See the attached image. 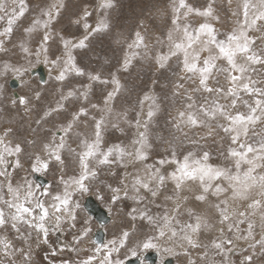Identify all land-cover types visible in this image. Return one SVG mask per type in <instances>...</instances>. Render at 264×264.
<instances>
[{
  "label": "snow or ice",
  "instance_id": "1",
  "mask_svg": "<svg viewBox=\"0 0 264 264\" xmlns=\"http://www.w3.org/2000/svg\"><path fill=\"white\" fill-rule=\"evenodd\" d=\"M227 3L223 30L217 0H168L159 31L140 20L113 36L116 0H96L71 19L82 28L71 37L55 27L68 0H0V264H40L42 246L47 264L65 251L76 258L59 264H145L148 250L158 264H264V46L252 35L264 36V0ZM101 35L121 49L106 74L107 55L93 52L95 71L78 62ZM137 63L154 77L139 93L121 79ZM37 64L49 67L54 99L48 81L32 85ZM13 82L25 94L9 96ZM25 163L33 175L54 166L57 190L17 179ZM93 194L107 197L115 231L89 248ZM69 232L70 243H50Z\"/></svg>",
  "mask_w": 264,
  "mask_h": 264
},
{
  "label": "rangeland",
  "instance_id": "2",
  "mask_svg": "<svg viewBox=\"0 0 264 264\" xmlns=\"http://www.w3.org/2000/svg\"><path fill=\"white\" fill-rule=\"evenodd\" d=\"M38 2V0H29V3L32 5H35ZM168 0H116V8L112 10L111 13V19L113 23V36L116 32L123 31L125 34L130 35L132 31L135 29L136 24L140 20H144L147 25H149L151 28L156 29L159 31V26L164 23L161 21V19L155 15L156 10L158 8H162L164 5H166ZM191 3H193L196 6H199L205 2V0H190ZM96 0H68V9L63 14L62 18L60 19L59 23L55 25L57 29H62L63 34L65 36H71V37H79L82 35V28L73 25L70 21L73 19L77 14L81 12L83 7L85 5H88L90 7L95 6ZM145 6V7H144ZM217 7L220 11L222 20L224 21L222 25V30L230 27L231 21L229 19L230 12L227 0H217ZM232 7H235V0H233ZM95 19V13L93 17L90 18V22H92ZM27 23V21H25ZM218 27H221V25H218ZM252 35L258 37L256 40L257 46H264V36H261L260 33H252ZM20 36V33L16 34L15 39H18ZM39 40V37L36 38V41ZM36 41H34L33 46L35 47ZM92 52L84 51L83 53H78V62L82 67H85L89 70H97L100 68V65L98 61L96 60L95 56L93 55V52L100 54V55H107V57L111 58V64L107 65L103 68V71L105 74L109 71H114L117 67V61L121 55V49L114 45L112 36L107 35H101L97 36L92 41ZM52 52L55 54L59 53V45L53 44L52 45ZM0 58H4L2 54H0ZM18 58V57H14ZM42 65L45 72L47 73V77H45V81L48 80L47 84V94L45 96L46 100L54 99L55 92L54 89L56 87V84L51 80V73L49 70V67L44 64H37L36 68ZM152 76V77H151ZM153 70L148 65H140L139 63L136 64V66L131 70L130 73H121V79L128 84L130 88H133L136 93L141 92L142 90H147L148 87L151 86V81L153 79ZM84 80L79 81H73V83H86ZM38 77L32 75V85L33 87L38 85ZM160 89L157 88V91ZM18 92L20 94H25V90H22L18 87L16 89H13L11 86L8 87V95L10 96L12 92ZM101 98L100 96V90L99 86H97L95 94L93 95L94 101H99ZM131 130L128 131V136H121L118 132L109 133L107 139L110 142H117L120 139L125 140L129 139V135L131 137ZM116 133V134H115ZM110 137V138H109ZM116 138V139H115ZM114 139V140H113ZM217 146H213V151H215ZM162 154L161 149H157L153 155L152 158L148 161L149 163L153 162L156 158L159 157V155ZM213 163H217L218 161L214 159L212 161ZM27 176L29 179L33 180L35 183H39L36 179V177H41L43 181H45V184L42 185L44 187H47L48 185L52 186V191L55 192L57 190V180L59 173L56 171L54 166H50L49 171L43 173V174H36L33 175L30 173L29 164L25 163V171L19 172L17 175V179H20V177ZM46 179V180H45ZM40 184V183H39ZM89 197H86L88 199ZM90 198L107 214L109 213L107 211L108 203H107V197H105V200L101 201L95 197V195H91ZM84 201H82L83 203ZM110 215V216H109ZM109 221L105 224L104 228L100 227V224L96 222V220L92 217L91 227H92V233L95 234L97 232H102L105 238L104 241L107 239H110L113 235V232L115 231L114 225H113V219L115 218V213H109ZM111 217V218H110ZM97 230V231H96ZM96 231V232H95ZM71 233H65L63 236L58 235H50L49 241L55 248H59L60 243H70L71 242ZM92 234H90V237L84 242L83 246L86 247H94L91 243V237ZM49 251L47 246H42L40 249V255L37 257L38 260H40V264H47L46 261H43L41 257L45 254V252ZM149 252H153L152 250H148L147 252H141L140 254L146 256ZM155 253V252H153ZM88 253L82 252L81 256L87 255ZM123 256V253H122ZM75 259L76 256L73 253L70 252H63L58 253L55 259L57 261V264H59V261L61 259ZM158 258V257H157ZM136 258L130 257L129 260H134ZM173 261H171L173 264H183V258H180L177 260L176 258H172ZM233 259L236 260L237 264H239V256L233 257ZM171 260V258H169ZM139 261V260H138ZM158 262V261H157ZM145 264H150L147 260Z\"/></svg>",
  "mask_w": 264,
  "mask_h": 264
},
{
  "label": "water",
  "instance_id": "3",
  "mask_svg": "<svg viewBox=\"0 0 264 264\" xmlns=\"http://www.w3.org/2000/svg\"><path fill=\"white\" fill-rule=\"evenodd\" d=\"M34 76L38 77V80L40 81L41 79L45 80V70L43 68L42 65H39L36 69L35 72L33 73ZM13 89H16V84L15 82H13V84L10 85ZM37 181L41 184L44 185L45 181H43V179L41 177H36ZM90 200V207L94 208V211L92 213V217L96 220V222H98V224L101 223L100 221V217H103L104 220H106L107 222L109 221V216L106 212H104L103 210H101V208L91 199L88 198ZM100 234V236L103 238L104 235L103 233L97 232ZM96 233V234H97ZM145 259L150 263V264H157V256L155 253L153 252H149L146 256ZM128 264H139L138 259H134V260H130L128 262ZM166 264H171V260H168V262Z\"/></svg>",
  "mask_w": 264,
  "mask_h": 264
},
{
  "label": "bare ground",
  "instance_id": "4",
  "mask_svg": "<svg viewBox=\"0 0 264 264\" xmlns=\"http://www.w3.org/2000/svg\"><path fill=\"white\" fill-rule=\"evenodd\" d=\"M145 7V6H144ZM45 77H47V73L45 72ZM152 77V76H151ZM48 81V80H47ZM85 81V80H84ZM83 81V82H84ZM17 87V86H16ZM111 133H113V132H111ZM131 133V132H130ZM116 134V133H115ZM123 137V136H122ZM110 138V137H109ZM124 138V137H123ZM129 138H130V135H129ZM116 139V138H115ZM114 140V139H113ZM121 140V139H120ZM127 140V139H126ZM46 180V179H45ZM108 215H109V213H108ZM110 216V215H109ZM111 218V217H110ZM114 220V219H113ZM113 222V221H112ZM157 261H158V259H157ZM157 264H158V262H157Z\"/></svg>",
  "mask_w": 264,
  "mask_h": 264
},
{
  "label": "crops",
  "instance_id": "5",
  "mask_svg": "<svg viewBox=\"0 0 264 264\" xmlns=\"http://www.w3.org/2000/svg\"><path fill=\"white\" fill-rule=\"evenodd\" d=\"M96 231H97V230H96ZM96 231H95V232H96ZM93 236H94V234L92 233L91 237H93ZM104 240H105V238H104Z\"/></svg>",
  "mask_w": 264,
  "mask_h": 264
},
{
  "label": "flooded vegetation",
  "instance_id": "6",
  "mask_svg": "<svg viewBox=\"0 0 264 264\" xmlns=\"http://www.w3.org/2000/svg\"><path fill=\"white\" fill-rule=\"evenodd\" d=\"M168 262V260H166V263ZM171 264H173L172 262H171Z\"/></svg>",
  "mask_w": 264,
  "mask_h": 264
}]
</instances>
